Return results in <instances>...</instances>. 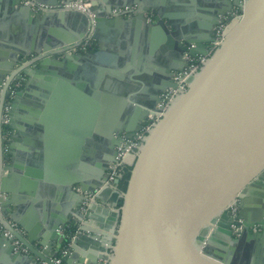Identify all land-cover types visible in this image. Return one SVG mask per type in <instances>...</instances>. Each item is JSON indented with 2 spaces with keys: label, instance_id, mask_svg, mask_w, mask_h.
Here are the masks:
<instances>
[{
  "label": "water",
  "instance_id": "95a60500",
  "mask_svg": "<svg viewBox=\"0 0 264 264\" xmlns=\"http://www.w3.org/2000/svg\"><path fill=\"white\" fill-rule=\"evenodd\" d=\"M35 1L54 6L69 0ZM111 2L93 0L90 17L77 8L35 12L21 0H0V103L10 79L20 72L26 76L23 88L66 82L147 86L142 107L117 109L111 124L95 126L93 167L56 181L51 197L65 199V206H51L37 223L24 218L17 195L24 190L17 186L14 111L20 97L28 95L23 88L18 91L6 140H1L0 127V224L12 234H0V264H54L57 246L64 243L58 230L72 216L80 225L61 264H264V206L251 218L246 204L253 183L264 175V0L215 1L205 8L200 24L183 17L190 8L184 0H115V7L137 5L129 18L112 13ZM235 7L241 15L229 22L221 44L188 78L187 90L162 114L139 150L125 156L124 164L132 166L126 191L118 190L120 178L113 187L104 185L122 136L138 131L147 115L157 111L160 95L176 86L173 74L187 66V46L194 45L192 56L207 55L220 16ZM87 36L97 40L96 50L59 55ZM110 40L121 47L108 45ZM31 54L36 57L14 67ZM128 95L135 102L134 88ZM91 127L80 132L85 135ZM3 143L9 156L4 157ZM97 187L88 212L81 214L83 192ZM107 188L117 195L115 204L122 197L123 205L113 212L109 234L100 236L83 220L91 217ZM259 193L264 198V186ZM231 205H237L242 219L238 237L231 234ZM223 223L228 227L224 245L216 241ZM252 226L258 230L251 231ZM14 239L28 253L14 250ZM84 247L92 249L80 250Z\"/></svg>",
  "mask_w": 264,
  "mask_h": 264
},
{
  "label": "crops",
  "instance_id": "0c3cea01",
  "mask_svg": "<svg viewBox=\"0 0 264 264\" xmlns=\"http://www.w3.org/2000/svg\"><path fill=\"white\" fill-rule=\"evenodd\" d=\"M215 1L219 0H184L190 8L182 12L183 17H189L194 23L200 24L206 15L205 8ZM115 5V0H112V8H115ZM126 6L137 7L135 3ZM129 16L125 15V18ZM54 27L61 30L60 25ZM94 43L91 51L97 49L96 39ZM107 44L121 47V44L111 40ZM106 51L105 57L109 58L111 51ZM60 75L64 76L62 73ZM131 87L72 86L71 83L66 82L64 86H26L23 88L28 95L26 98L20 97L21 101L17 104L18 110L14 111L13 124L14 133L18 138L14 141V152L17 154L19 164L17 186L24 190L17 195L23 202V215L26 220L35 219L37 223L38 219L48 213L51 206L57 205L61 210L64 208L65 199H52V186L56 181L64 179L75 170L86 172L93 167L95 126L111 124L117 109L128 108L130 104L142 107L140 102L143 100L147 86H133L136 94L133 98L135 102L128 98V92L133 89ZM89 125L93 126L91 131L85 135L82 134L80 131H83V127H89ZM8 150L4 157L9 156ZM3 165L9 166L10 161L4 159ZM7 172V169H4L3 175ZM253 185L254 190L246 199L247 212L251 218L257 216L256 211L264 206V198L259 193L264 186V175ZM75 187V191L78 192ZM8 195V193L5 194V196ZM116 197L113 189H105L94 204L91 217H85L83 220L89 229L97 231L100 236L102 233L109 234L108 229L115 220L113 212L117 207ZM73 219L72 216L69 222ZM17 228L21 230L19 226ZM227 231L228 227L226 223H223L216 235L218 243L223 245L226 243L225 233ZM95 242L94 245L101 246L99 240ZM60 247L61 245L57 246V248ZM91 249L80 248L87 252Z\"/></svg>",
  "mask_w": 264,
  "mask_h": 264
},
{
  "label": "built area",
  "instance_id": "2783aa9c",
  "mask_svg": "<svg viewBox=\"0 0 264 264\" xmlns=\"http://www.w3.org/2000/svg\"><path fill=\"white\" fill-rule=\"evenodd\" d=\"M93 0H69L68 2H59L57 5H47L44 3L37 2L35 0H21L23 4H29L31 9L35 12H45L51 9H67V8H77L80 11L86 13L88 16L92 17L93 14L90 11L91 3ZM134 10L132 6L124 7H115L112 8V13H124L125 15H131ZM241 15V8L235 7L228 15L220 16V21L214 29V40L210 43L208 48L207 55H197L192 56L189 54L190 48L194 45L190 44L187 46L186 51L184 52V58L187 61V66L182 71H175L173 74V79L176 82L175 87H170L166 89L161 95L160 100L156 104L157 111L153 114L147 115L144 119L143 124L140 129L136 131L132 136L125 137L122 136V139L118 146L115 148V155L108 167V177L104 185L113 187L114 180L120 178L121 170L124 164V158L129 153H136L140 146L143 144L144 140L162 117V114L173 104L177 97L183 94L188 88V78L195 75L199 69L202 67L206 58L209 57L212 52L221 44L226 27L232 19L237 18ZM147 20H152V15H147ZM94 39L91 36L85 37L78 43H75L71 47L64 48L59 52L60 56L64 54H71L75 52H86L94 46ZM36 57V54H31L29 56H22L14 67H18L21 64L33 59ZM26 80V76L23 73H18L12 77L9 81V84L6 88V93L2 102L0 103V127H1V140H6L10 134L11 129L9 128V112L11 110L12 102L23 86ZM4 80L0 83V92L2 90V85ZM8 145L6 143L2 144L3 154L7 153ZM101 187L95 188L93 191L83 192L84 200L82 201L79 212L85 214L89 210V206L95 200L96 194L100 191ZM78 192H81L79 188H76ZM229 215L234 218V222L231 224V232L239 235V230L241 228L242 219L238 217V207L237 205H231L229 208ZM80 225L79 220L74 218L69 222L64 228L58 230L60 236L63 238L64 243L59 248V256L54 258V264H61V257L69 253L70 245L73 237L78 232V227ZM254 230L258 228L254 226ZM72 228V231L69 230ZM19 230V229H18ZM4 233L6 236H11L12 234L4 229L0 224V234ZM14 250L20 251L21 253H28V249L24 247L18 240H13Z\"/></svg>",
  "mask_w": 264,
  "mask_h": 264
},
{
  "label": "trees",
  "instance_id": "16d2710c",
  "mask_svg": "<svg viewBox=\"0 0 264 264\" xmlns=\"http://www.w3.org/2000/svg\"><path fill=\"white\" fill-rule=\"evenodd\" d=\"M131 170H132V166L124 165L122 167L121 176H120L119 183H118V186H117L118 190L120 192H125L126 191V188H127V185H128V181H129V178H130V175H131ZM122 205H123V198L120 197L118 199V202H117V207L120 208ZM69 231L71 232L72 228Z\"/></svg>",
  "mask_w": 264,
  "mask_h": 264
},
{
  "label": "rangeland",
  "instance_id": "374dc122",
  "mask_svg": "<svg viewBox=\"0 0 264 264\" xmlns=\"http://www.w3.org/2000/svg\"><path fill=\"white\" fill-rule=\"evenodd\" d=\"M254 228H255V227H254V226H252V227H250V230H251V231H253V230H254ZM257 230H258V229H257ZM231 234H232V236H233V237H238V236H239V235H236V234H234V233H232V232H231Z\"/></svg>",
  "mask_w": 264,
  "mask_h": 264
}]
</instances>
